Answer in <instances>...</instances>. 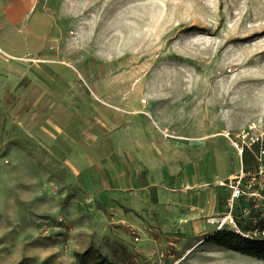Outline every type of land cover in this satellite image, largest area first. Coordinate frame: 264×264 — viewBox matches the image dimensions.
Listing matches in <instances>:
<instances>
[{
	"label": "rangeland",
	"instance_id": "374dc122",
	"mask_svg": "<svg viewBox=\"0 0 264 264\" xmlns=\"http://www.w3.org/2000/svg\"><path fill=\"white\" fill-rule=\"evenodd\" d=\"M9 1L0 0V264H79L88 248L119 264H264L210 240L234 225L263 240L250 233L249 199L230 208L226 177L240 168L227 134H264V0H27L18 14ZM60 83L93 102L97 157L79 184L57 161ZM127 138L163 154L152 184L140 164L116 165Z\"/></svg>",
	"mask_w": 264,
	"mask_h": 264
},
{
	"label": "crops",
	"instance_id": "0c3cea01",
	"mask_svg": "<svg viewBox=\"0 0 264 264\" xmlns=\"http://www.w3.org/2000/svg\"><path fill=\"white\" fill-rule=\"evenodd\" d=\"M59 77H61L60 79H62L63 82H66L61 75H59ZM70 81L72 80L70 79ZM60 85L61 86L57 87V111H61L63 116L57 119V161L59 164L66 165V167L70 166L67 170H69L73 177L71 181L78 183L77 177L80 173L85 177L88 173L87 169L93 167L94 157H97L92 147L95 134V118L91 110L93 102L83 94L85 90H83L82 87L74 84L63 85L60 83ZM79 111H82L81 114H79ZM127 123L129 125H127ZM130 126L131 124L129 122H126V125H124L125 128ZM75 137L79 138L80 142H74L73 140H75ZM124 137H126V135H121L120 138ZM124 141H126V139ZM127 141L130 142V145H126L123 142L119 145L120 149L118 152H115V157L118 161L116 165L121 167L126 166L129 170L131 167L141 170V167L147 169V180L152 184L153 182H150V175L153 172H158V170L160 172L167 169L163 166V160L158 159L163 156V154H156L158 149H156L157 145H155L154 149L156 151H150L145 155L136 148L131 138H127ZM122 146H124V148H122ZM98 162L102 166L104 160L103 162L102 160ZM139 164L141 167H138ZM167 166L169 167V165ZM102 170L103 166L101 167V171ZM233 173L234 172L231 174ZM63 174L66 175V173ZM124 177L125 173L123 177H118L117 181H122ZM159 179H163V176L160 175ZM136 181L137 180H135V182ZM136 186L137 185L134 187L136 188Z\"/></svg>",
	"mask_w": 264,
	"mask_h": 264
},
{
	"label": "built area",
	"instance_id": "2783aa9c",
	"mask_svg": "<svg viewBox=\"0 0 264 264\" xmlns=\"http://www.w3.org/2000/svg\"><path fill=\"white\" fill-rule=\"evenodd\" d=\"M141 101L145 102V99H141ZM227 137L236 150L240 163L238 171L226 178L230 188L229 206L232 208L234 202L242 197L249 199L252 202L253 210L249 214V219L253 224V230H250V233L261 235L263 238L260 239L264 240V216L262 208H260L264 202V134L254 136L242 134L240 137L234 136L233 138L227 134ZM245 154L249 156L252 165L244 166L243 157ZM226 218H230L232 221L231 215H228L223 218L221 225ZM234 231L240 232L236 225H234Z\"/></svg>",
	"mask_w": 264,
	"mask_h": 264
},
{
	"label": "trees",
	"instance_id": "16d2710c",
	"mask_svg": "<svg viewBox=\"0 0 264 264\" xmlns=\"http://www.w3.org/2000/svg\"><path fill=\"white\" fill-rule=\"evenodd\" d=\"M249 159V156L245 154L243 157L244 164ZM210 240L220 246L228 247L242 254L264 259V240H253L242 237L232 230H217L210 237ZM75 256L79 264H88L89 261H91V264H119L100 252L92 251L91 248L83 252H76ZM39 264H50V257L42 259Z\"/></svg>",
	"mask_w": 264,
	"mask_h": 264
},
{
	"label": "bare ground",
	"instance_id": "6f19581e",
	"mask_svg": "<svg viewBox=\"0 0 264 264\" xmlns=\"http://www.w3.org/2000/svg\"><path fill=\"white\" fill-rule=\"evenodd\" d=\"M27 5V0H12L4 4V6L9 7L14 14H18L19 11Z\"/></svg>",
	"mask_w": 264,
	"mask_h": 264
}]
</instances>
